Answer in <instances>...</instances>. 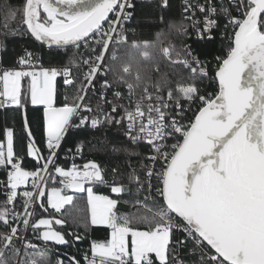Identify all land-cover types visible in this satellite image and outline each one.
I'll use <instances>...</instances> for the list:
<instances>
[{
  "label": "snow or ice",
  "instance_id": "1",
  "mask_svg": "<svg viewBox=\"0 0 264 264\" xmlns=\"http://www.w3.org/2000/svg\"><path fill=\"white\" fill-rule=\"evenodd\" d=\"M168 6L169 0H160L161 8ZM133 7L132 0H22L20 5L0 0V53L7 51L8 38L29 36L66 57L61 67H44L39 54L25 49L18 67H0V110L5 120L9 109L19 114L26 155L38 165L23 166L15 152V129L6 127L0 140L5 173L0 225L6 229L0 231V264H52L50 249L27 237L29 228L44 245L73 246L83 239L55 227L63 228L67 217L80 223L78 214L65 209L74 207V196L64 189L87 193L85 228L110 230L107 239L91 241L84 264H264V0H219V7L213 0H182V18L169 21V32L186 37L191 27L199 39L212 40L219 20L225 21L220 34L227 47L211 69L212 61L201 60L189 44L162 46L163 30L153 41H130L123 22ZM69 46L76 52L83 46L90 54L80 53L77 61L75 52L68 55ZM157 54L186 70L187 78L174 72L173 86L169 74L159 72ZM213 84L216 91L201 94ZM58 94L64 97L59 105ZM29 106L42 108L47 156L36 145ZM104 125L122 128L132 145L148 146V163L139 169L143 179L133 168L127 186L109 184L95 161L67 169L55 164L70 130ZM83 148L78 142L76 152ZM112 151L136 155L127 147ZM112 174H119L117 167ZM57 175L63 189L48 188ZM97 184L109 185L118 197H132L124 201L128 209L121 212L120 199L94 192ZM37 209L52 213L38 216ZM63 256L68 264H81L75 256ZM55 264H64L59 254Z\"/></svg>",
  "mask_w": 264,
  "mask_h": 264
},
{
  "label": "trees",
  "instance_id": "2",
  "mask_svg": "<svg viewBox=\"0 0 264 264\" xmlns=\"http://www.w3.org/2000/svg\"><path fill=\"white\" fill-rule=\"evenodd\" d=\"M8 2L12 5H20L22 0H8ZM133 15L130 21V24L127 25V34L129 36V40L136 39L139 41L149 40L153 41L156 39L155 33L163 30L164 35L161 37L162 42H172L177 47L184 43L186 38L185 36H179L174 32H169L168 23L169 21H173L175 23H179L181 20V9L179 0H169V6L167 8H161L158 2L152 1H136L134 2ZM163 17V23L160 22V17ZM20 17L17 16L15 23H10V27L15 29L19 24ZM0 23H3L0 20ZM134 30V31H133ZM3 31V29H0ZM0 39H4V37L0 36ZM224 46V40L219 37H214L212 40L206 41H195L192 43L193 50L202 58H206L207 60H212L215 55L221 54ZM27 49L35 54L40 55V63L43 64L44 67L49 66H57L61 67L66 62L65 55L61 53H57L56 51H49V49L43 44H39V42L35 41L34 38L29 36H21L15 38L7 39V51L0 53V57H2V62H0V67L3 68H11L18 67L16 61L17 58L21 55H24V50ZM76 53L75 59L78 61L79 52H76L73 46L67 48L68 55H72ZM118 54L123 56L124 50L123 48L118 50ZM155 62L159 65L160 73H168L170 79L173 81V86H175V82L178 79L177 76L173 75L174 72H181L185 78L188 76V72L184 70L182 67L173 66L166 60L161 54H157L155 56ZM151 68L152 62H149L147 65ZM77 71L76 68H73V73ZM151 75L153 79H156L158 76L157 72H152ZM103 78V77H102ZM110 78V75H109ZM186 82V80H185ZM206 83V82H205ZM57 86L60 93L64 92L62 77L57 78ZM215 90H217V86L215 84L212 85ZM71 92V89L68 90ZM63 95L58 94L57 96V104L59 105L63 100ZM42 113V108L40 106H29L28 107V116L31 121V128L33 131V135L35 137L36 145L41 149L43 155L46 156L47 150L45 148V136L43 132L42 122L40 120V116ZM8 119L5 120V112L4 110H0V140L4 139V129L6 127H14L15 129V152L17 156L23 158V166L26 169L34 170L38 165L33 157H28L26 155V143L27 138L22 128V122L18 113L9 109L6 113ZM84 142V148L81 152V155L77 158L71 159L76 162L77 166H81L83 163L87 161H95L101 165L102 168L105 169V179L109 181V184L116 180L117 182L124 183L126 186L128 185V181L126 176L131 172L133 168L137 169L138 174L141 175L143 179V174L139 172L140 165L142 163L146 164V160L144 157L149 152L148 146L146 144L141 143L140 145H132L126 136L124 135V131L122 128H117L115 126L109 127L107 125L102 126L97 130L85 129V130H76L72 129L66 135L65 139L62 143V150L71 149V151L76 150V145L78 142ZM124 148L127 147L130 151L136 153V155L129 156L124 152L114 153L112 148ZM70 160L63 159L59 157L56 161V165L67 168ZM117 167L119 174L117 176H113L112 168ZM54 174V169L50 170ZM4 171L0 169V179L4 178ZM59 177L57 175L56 180H48V188L51 187H63L59 183ZM93 190L97 193H101L104 195H109L114 199H120L119 209L121 212L126 211L128 209V205L124 203L129 199H132L127 194H120L118 197L117 194H113L110 191L109 185H92ZM134 189V185L131 186ZM74 196V207L65 206L66 210L72 212L73 216H77L80 219L79 225L75 223L72 217H67L68 223L62 228L61 226H55L57 230L64 232H76L80 234L83 239L81 241L75 242L73 246H55L53 244L44 245L41 247H46L50 249L48 255L51 258L52 264H55L58 254L63 257L64 264H68V259L63 254L67 253L69 255L75 256L77 260H80L81 264H84L83 254L88 251L90 247V243L93 240H104L108 238L109 229L104 226H88L84 227L83 221L87 219L88 206L86 201L85 193L83 194H70ZM4 199V195L0 188V200ZM37 215H48L52 213V210H49V213H41L39 209L36 210ZM59 217L60 214H55ZM6 229L0 225V231H5ZM67 239L72 241L74 237L68 236ZM19 246V245H17Z\"/></svg>",
  "mask_w": 264,
  "mask_h": 264
},
{
  "label": "built area",
  "instance_id": "3",
  "mask_svg": "<svg viewBox=\"0 0 264 264\" xmlns=\"http://www.w3.org/2000/svg\"><path fill=\"white\" fill-rule=\"evenodd\" d=\"M136 1H146V0H132V3H133V5H134V2H136ZM147 1H152V2H158L159 3V5H160V0H147ZM213 2L214 3H216L217 4V7H219V0H213ZM224 2L225 3H227V0H224ZM179 3H180V11L182 12V0H179ZM128 11H130V12H132V15H133V9L131 8V9H128ZM234 15L236 14L235 12L233 13ZM110 18L111 19H115V16L114 15H112L111 14V16H110ZM131 18H132V16L128 19V20H126V21H124L123 22V27H124V29H127V25H129L130 24V21H131ZM182 18V17H181ZM198 18H200V19H202V16H200L199 14H198ZM185 23H187V24H191V21H185ZM224 23H225V21L223 20V18H221L220 20H219V24H220V28H218V29H214L213 30V32H212V36L213 37H219V38H221V31H223V25H224ZM105 27H107V24H105ZM188 36H186L185 38H186V40H185V42L184 43H186V44H189V45H191V47H192V43L193 42H195V41H202L201 39H199L197 36H196V34H195V31L191 28V27H189V29H188ZM222 39V38H221ZM206 40H208V39H204L203 41H206ZM171 42V41H170ZM172 43V42H171ZM168 44H169V42H167V43H162V46H168ZM173 44V43H172ZM226 47H227V41H225L224 40V46H223V49H221L222 50V52H221V54H218V55H215L214 57H216V56H222V55H224V52H225V49H226ZM192 49H193V47H192ZM80 53H83V57L84 58H87V56L90 54L89 53V50L88 49H85L83 46H81V48H80V50H79V55H80ZM201 58V60H205L206 58H202V57H200ZM80 59H81V56H79V59H78V61H80ZM166 59V58H165ZM210 61H212V64L211 65H209V68L211 69L212 67H214V65H215V60H214V58L212 59V60H210ZM3 68V67H2ZM82 70H86V68H82ZM101 79H102V77H101ZM99 86V79L97 80V87ZM202 87H203V85H202ZM214 91H216L214 88H213V86H209V87H207V88H205V90H204V92H202L201 94L203 95V94H205V92H214ZM110 95V94H109ZM94 103V102H93ZM196 108V105H193V109H195ZM191 113H188V116L189 117H191ZM127 138V137H126ZM172 142H174V141H170V143H172ZM62 143H63V141H62ZM62 147V146H61ZM149 149V148H148ZM47 152V151H46ZM48 155V152H47V154H46V156ZM81 155V152L80 153H77L76 152V150H73V151H69V149H66V150H62L61 148L58 150V153H57V157L55 158V163H56V161H57V159L59 158V157H61V158H63V159H67V160H70V162H69V165H68V167L67 168H70L71 166H72V164H76V162H74V161H72L71 159H73L74 157L75 158H77V157H79ZM146 163H148V161H146ZM67 168H65V169H67ZM157 168H159V165H157ZM52 168H51V166H50V170H51ZM47 175V174H46ZM153 183H155V180L153 181ZM1 191H2V193H3V188H1ZM16 206H17V208L19 209L20 208V201L18 200L17 201V204H16ZM6 231V230H5ZM23 234V233H22ZM26 235H27V237L30 239V240H32L33 241V243H35V244H38V245H42V242L41 241H38V240H36L35 239V236L32 234V231H31V228H29L28 230H27V233H26ZM48 244H50V243H48ZM47 244V245H48ZM19 245V244H18ZM85 254V253H84ZM84 254H83V256H84Z\"/></svg>",
  "mask_w": 264,
  "mask_h": 264
},
{
  "label": "water",
  "instance_id": "4",
  "mask_svg": "<svg viewBox=\"0 0 264 264\" xmlns=\"http://www.w3.org/2000/svg\"><path fill=\"white\" fill-rule=\"evenodd\" d=\"M110 16H111V14H110ZM41 42H39V44H40ZM42 44V43H41ZM44 46H46L47 48H48V46L47 45H44ZM70 47V46H69ZM88 162V161H87ZM87 162H85V163H87ZM85 163H83V164H85ZM82 164V165H83ZM81 165V166H82ZM87 186V185H86ZM68 190V192L70 193V194H78V195H80V194H83V193H85V192H76L75 190H73V189H67ZM50 244H53V245H55V246H62V245H56V244H54L53 242H49ZM62 247H64V246H62Z\"/></svg>",
  "mask_w": 264,
  "mask_h": 264
},
{
  "label": "crops",
  "instance_id": "5",
  "mask_svg": "<svg viewBox=\"0 0 264 264\" xmlns=\"http://www.w3.org/2000/svg\"><path fill=\"white\" fill-rule=\"evenodd\" d=\"M4 139H5V138H4ZM59 188H62V189H63V187H59ZM64 194H68V195H70V193L68 192L67 189H64Z\"/></svg>",
  "mask_w": 264,
  "mask_h": 264
},
{
  "label": "rangeland",
  "instance_id": "6",
  "mask_svg": "<svg viewBox=\"0 0 264 264\" xmlns=\"http://www.w3.org/2000/svg\"><path fill=\"white\" fill-rule=\"evenodd\" d=\"M162 43H166V42H162ZM167 60V59H166ZM88 186V185H87ZM86 186V187H87ZM94 191V190H93ZM95 192V191H94ZM97 193V192H96ZM98 194H101V193H98ZM102 195H104V194H102ZM85 196H86V201H87V193L85 192ZM112 198V197H111Z\"/></svg>",
  "mask_w": 264,
  "mask_h": 264
}]
</instances>
